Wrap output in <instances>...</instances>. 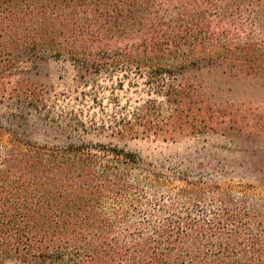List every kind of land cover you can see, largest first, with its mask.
Returning a JSON list of instances; mask_svg holds the SVG:
<instances>
[{"label":"trees","instance_id":"trees-1","mask_svg":"<svg viewBox=\"0 0 264 264\" xmlns=\"http://www.w3.org/2000/svg\"><path fill=\"white\" fill-rule=\"evenodd\" d=\"M48 56L68 58L81 76L143 80L169 105L173 138L186 124L175 109L185 73L264 79V0H0V102L9 122L37 100L6 81ZM147 103L156 115L142 109L141 132L157 135L151 119L159 123L160 105ZM139 119L101 128L122 141L139 134ZM9 132L0 142V264H264V198L247 189L188 183L149 193L163 182L133 175L135 152Z\"/></svg>","mask_w":264,"mask_h":264},{"label":"rangeland","instance_id":"rangeland-1","mask_svg":"<svg viewBox=\"0 0 264 264\" xmlns=\"http://www.w3.org/2000/svg\"><path fill=\"white\" fill-rule=\"evenodd\" d=\"M21 66L24 72L12 75L6 86H28L37 101L23 120L13 122L7 120L8 104L0 102V142H8L9 131H14L22 139L51 146L113 145L138 154L141 167L133 169V175L161 177V186L149 193H176L188 183H202L245 188L264 198V79L219 69L185 73L178 79L184 90L183 98L177 97L182 105L175 109L186 124L171 138L167 133L170 107L143 80H123L120 73L95 71L81 76L66 57L48 56ZM147 101L160 105L159 123L151 119L159 126L157 135L141 132L144 120L138 115L142 109L146 106L154 114ZM135 117L140 132L132 138L118 141L109 136V129L101 128L115 119ZM209 121L217 125L204 126Z\"/></svg>","mask_w":264,"mask_h":264}]
</instances>
